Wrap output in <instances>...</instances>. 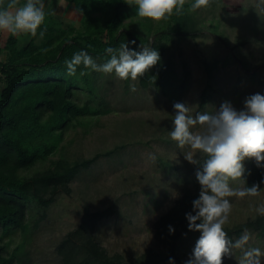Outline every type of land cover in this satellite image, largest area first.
Masks as SVG:
<instances>
[{"label":"rangeland","instance_id":"rangeland-1","mask_svg":"<svg viewBox=\"0 0 264 264\" xmlns=\"http://www.w3.org/2000/svg\"><path fill=\"white\" fill-rule=\"evenodd\" d=\"M194 0H186V9L197 20L194 35L175 36L170 40L176 49V72L182 75L183 64L190 70V79L185 95L177 101L168 100L153 86H141L137 81L120 80L115 74L91 71L96 98L103 99L109 112L83 116L74 121L64 133L57 149L32 169L34 172L52 168L55 161H74L90 158L96 153L114 150L109 155H100L87 169H82L70 183V192L60 193L40 218L34 213L28 220L26 235L18 232L11 240V249L19 246L17 264H61L56 251L58 243L81 222L84 209L91 211L107 207L113 209L110 217L96 226L94 236L110 254L119 252L135 262L147 248L152 247L166 254L168 247L160 244L155 236L154 222L166 212L187 190L200 192L195 179L196 169L184 156L188 149L177 147L169 135L173 129L175 103H184L193 109V116L200 112L218 110L224 101L237 109H243L246 97L264 95V17H259L251 7L254 0H213L207 9L191 10ZM46 20L57 27H73L71 37L82 28L86 17L66 0H45ZM14 11V9H13ZM102 18V13H93ZM122 28L140 35L145 42L153 41L155 33L164 28L163 21L155 22L132 14L122 23ZM0 31L3 46L8 35ZM20 42L26 44L32 36L21 34ZM40 40L39 35L35 37ZM3 59L6 57L4 52ZM97 63L107 59L97 58ZM217 62L213 71V96L200 106L201 91L206 85L204 62ZM135 83L137 90L130 91ZM1 84V83H0ZM83 103L90 94L77 91ZM156 161L148 159L149 154ZM203 154H197L199 159ZM251 169L249 180L257 178L253 185L262 190L259 195L244 198L230 197L232 211L225 226L244 223L255 218L256 207L264 203V161L245 158ZM233 187H243L240 181L230 182ZM224 226V227H225ZM247 247L264 251V236L250 230ZM200 235L187 231L178 239L177 256L160 264H186L191 257ZM225 256L222 264H238L240 250ZM261 264H264L262 260Z\"/></svg>","mask_w":264,"mask_h":264},{"label":"trees","instance_id":"trees-1","mask_svg":"<svg viewBox=\"0 0 264 264\" xmlns=\"http://www.w3.org/2000/svg\"><path fill=\"white\" fill-rule=\"evenodd\" d=\"M66 1L86 16L81 30L75 35H67L74 30L73 27L60 28L45 21L38 30L39 33L47 29L43 39L37 41L32 37L22 44L19 37L9 34L4 45L0 44V264H17L19 246L11 249V240L18 232L26 235L31 215L40 212V218L44 217L60 193L70 192V183L82 169H87L100 155L114 151L74 161L60 159L52 168L31 175L23 173L55 152L74 121L83 116L109 112L103 99L93 103L96 88L91 71L80 66L75 76H68L66 59L81 50L87 51L94 59H110L105 49L118 48L121 43H128L129 48L137 51L141 44L155 48L160 53V60L139 78V82L141 86L160 89L172 102L185 95L191 76L186 64H183L182 75H177L176 49L170 44L175 36L195 34L197 20L186 9V4L180 15L163 20L164 28L155 33L153 41L145 42L138 33L122 28L124 19L137 14V6L132 0ZM25 2L20 0V4ZM98 12L102 13V18L93 15ZM4 52L5 59L2 57ZM203 62L207 79L201 91L200 106L213 96V71L217 67V62ZM81 71L88 74L81 76ZM150 77H155V81L152 82ZM78 90L93 96L81 103ZM205 158L204 155L199 158L201 163ZM243 164L244 179L247 180L251 175L250 164L245 160ZM194 167L197 170L199 165ZM257 180H249V187ZM198 197L197 191L187 190L154 222L155 236L161 245L168 247L167 253L163 255L149 247L135 262L160 264L178 255V239L190 231L186 213L193 212L192 202ZM112 213L111 207L94 211L85 208L79 225L57 245L61 264H132L119 252L110 254L94 236L97 224ZM245 228L257 230L264 236V216L258 214L244 223L225 226L224 230L235 241Z\"/></svg>","mask_w":264,"mask_h":264},{"label":"clouds","instance_id":"clouds-1","mask_svg":"<svg viewBox=\"0 0 264 264\" xmlns=\"http://www.w3.org/2000/svg\"><path fill=\"white\" fill-rule=\"evenodd\" d=\"M137 6L140 18L155 22L163 21L173 15H180L186 0H132ZM213 0H194L191 10L207 9ZM129 6H132L129 4ZM259 17H264V0H254L251 6ZM14 9V11H13ZM44 0H0V31L12 36L29 34L39 35L43 39L46 28ZM135 44V41H131ZM110 59L104 63L97 61L81 50L64 61L68 76H75L77 69L83 66L88 71L115 74L120 80L137 81L157 65L160 53L155 48L141 44L140 50L129 48L128 43H121L118 48L105 49ZM88 72L81 71L80 75ZM152 82L155 77H150ZM130 91L137 90L135 83L130 84ZM175 116L172 118L173 129L169 135L184 152L185 159L199 165L195 172L200 185L199 197L192 202L193 212L186 213L188 229L200 233L191 257L186 264H222L224 256L234 255L233 250L242 253L238 264H261L264 251L256 247H247L251 235L247 228L233 241L224 230L229 222L232 203L228 198L246 196L255 197L262 190L258 185L245 186V158H255L259 164L264 161V95L252 94L245 98L243 109L237 110L229 101H224L218 110L198 112L193 116V109L184 103H175ZM197 154L206 158L196 159ZM148 159L156 161L154 154ZM240 181L243 187H233L230 182ZM264 216V203L254 209ZM199 221V222H198ZM170 231L174 229L170 227ZM171 259V258H170Z\"/></svg>","mask_w":264,"mask_h":264}]
</instances>
